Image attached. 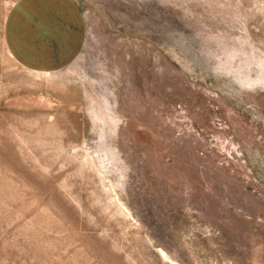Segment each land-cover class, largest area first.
Returning <instances> with one entry per match:
<instances>
[{
  "label": "rangeland",
  "instance_id": "1",
  "mask_svg": "<svg viewBox=\"0 0 264 264\" xmlns=\"http://www.w3.org/2000/svg\"><path fill=\"white\" fill-rule=\"evenodd\" d=\"M0 0V264H264V0H73L34 73Z\"/></svg>",
  "mask_w": 264,
  "mask_h": 264
},
{
  "label": "crops",
  "instance_id": "2",
  "mask_svg": "<svg viewBox=\"0 0 264 264\" xmlns=\"http://www.w3.org/2000/svg\"><path fill=\"white\" fill-rule=\"evenodd\" d=\"M87 21L73 0H18L4 27L12 58L34 73L70 66L86 45Z\"/></svg>",
  "mask_w": 264,
  "mask_h": 264
}]
</instances>
